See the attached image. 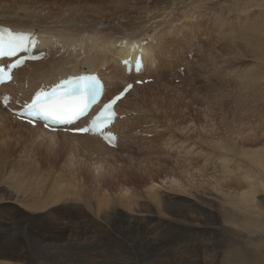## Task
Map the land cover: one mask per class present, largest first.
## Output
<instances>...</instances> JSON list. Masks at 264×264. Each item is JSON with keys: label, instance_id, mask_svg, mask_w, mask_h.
I'll list each match as a JSON object with an SVG mask.
<instances>
[{"label": "rangeland", "instance_id": "obj_1", "mask_svg": "<svg viewBox=\"0 0 264 264\" xmlns=\"http://www.w3.org/2000/svg\"><path fill=\"white\" fill-rule=\"evenodd\" d=\"M31 1L30 2L33 5H39V4L40 5L42 4V6L46 5V7L44 9V13H46L47 15H50V16H56L60 13V10H69V9H73V8L75 9L76 7L82 6V5H87L90 8L97 7V6H99L100 2L103 0H42V1L41 0H35V1L31 0ZM38 1H40V2L38 3ZM118 1L120 4L119 7L111 4V6H110L111 13H109L110 14L109 17H112L114 19H116L115 17H117V18L121 17L120 21L118 19H116V20H118L119 23L121 25H123L125 28L130 24V27L133 29H137L138 31H147V34L142 33L143 34V35L141 34L142 36H146V35L149 36L150 35V33H151L150 32V28H151L150 26L153 24V20L155 18L157 19L161 14L169 13L170 11H172V9H174L176 16H179V15L187 16L188 14H190V12L192 13V10L195 9V8H193L192 4L194 2H196V0H191V1H189V3L179 2L173 8H170L172 5V2H174V1L177 2V0H129V1H136L135 3H137V5L134 8H132V7H127L125 5L126 0H118ZM45 2H46V4H45ZM47 2H48V4H47ZM152 2H153V4H152ZM34 3H36V4H34ZM53 3H55L54 6H52ZM202 3H203V6L200 9V13L202 14V17H204V18L201 17L197 21V26L195 27L194 26L195 21L193 20V18L190 20L189 17H185V19H186L185 21L184 20L180 21L181 25H183L185 23L183 31L180 33V35L177 34L176 38L178 39V38L187 36L186 37L187 40L193 41L197 44L199 43L198 45H199L200 49L203 50L201 52V55H199V56L196 52V51H198L197 46L195 48L189 49L190 51L188 53H186V55H185L187 46L185 44H183V41L181 39H178L177 48H179V47L183 48L184 52L182 51L181 48L179 49L180 55L182 56V58H184L188 62H191L195 57L198 58V57L203 56V58L205 59V66H206V68L204 69V71L206 73L204 77L208 78L207 82L204 79H202L203 76H201V75L204 73L201 71H198V72L190 71L189 75L186 76L184 74V66L181 65V66L177 67L181 63L175 61V62H173L172 66H171V72L170 73H164L163 77H161V78L155 79L154 77H152V78H150L151 79L150 82L144 83V85H139L141 87L146 86V85H150V87L149 86L146 87L147 88L146 90L148 93L151 91V90H149L150 88H152V90H153V91H151V93H149V94L147 93L148 95H150L149 99L145 102V104L148 107L151 106V104H153V103H154V105H156L157 104L156 100L159 103L164 102L163 104L166 105V107H169L170 103H172V102L174 103V104L172 103L173 105L172 104L170 105L172 108H175V107L178 108V106H179V108H178L179 110L176 108L175 109H168L167 108L168 117H170V118L174 117L171 120H169L168 123L170 125L172 124L171 127L172 126L174 127V125H175V127L174 128L172 127V128L176 131L171 130V128L169 129V132H167L168 130L167 131L162 130L161 128H159V131H158V128H156L157 123L153 122V120H156L155 117H154V119L152 118L153 119L152 121L149 120L150 118L140 119L133 124L132 131H130L132 143L131 144L128 143L126 138L122 139V142L120 143L119 148H115V152H113L112 157L107 158L108 160L111 159V161H109L108 163L96 165L95 161H92L93 156H90L87 153H85L83 151V149H81L80 147L78 148V146L74 145V143L72 141H71V144L73 143L72 146L74 147L73 150L75 151V153L67 150L65 147L63 148V146H62L63 141L60 140L61 134L54 136L52 144L49 143L48 141H42L43 143L40 145V149H39V148L34 147L30 142V140L32 138L31 132H28L27 130L23 129L20 126L18 127V125H16L14 123L13 117H9V118H7L8 120H5L4 122H0L1 123L0 124L1 125L0 126V139L2 138V141H3L2 142L0 140V146H1L0 147V194L3 195V197H1L0 200L4 201V202L0 201L1 202L0 206L1 207L7 206L6 208H9L10 206L14 205L16 207L21 208V211H22L21 215H20L21 218L19 217V219H22L23 221L25 220L26 223H30L31 218H33L32 222L29 224L30 228H34L33 225H34V222L36 220L37 221H39V219L44 220V218H46V216L50 217L54 214H58V215H60V219L65 220V217H68L67 215L69 214V212H71V214H70L71 217L69 215V219L71 218V221L68 220L67 223L64 222V223H66L65 227L63 228V226H60L59 230H58L59 236L61 234L60 237H63L62 240H60V242H62L60 244H62L64 246L62 247V250L59 253H56L55 255H56V258L58 257V259L60 258V259L66 260V262H64L63 264H67L69 262H70L69 264H84V263L85 264L86 263L87 264H98V263L99 264H143V263L144 264H153V263L154 264H161L162 263L163 264L165 262L167 264L168 263L169 264H264V260H263L264 259V186L261 185V181H262V183H264V171H263V168L260 166V162L257 160V158L251 156V154L257 155L259 157L260 161L262 163L264 162V157H263L264 151H262V148H264V124L262 125V123H264V120H262V118L260 119L259 117L255 118V114L259 115L261 110H264V97H263L264 94H262V93H264V81H263L264 80V64H263V61H264V24H263L264 23V20H263V18H264V0H202ZM250 4H251V6L252 5L253 6L251 7ZM239 6L241 9L238 8ZM163 7H164V9H163ZM163 12H165V13H163ZM242 13H243V15H242ZM247 13L250 15L251 18L249 17V15ZM258 14H260V15H258ZM172 15L175 16L174 14H172ZM238 15L240 17H238ZM187 18H188V20H187ZM145 19H147V20L144 22ZM150 19H151V22H150ZM254 19L256 20V22L254 21ZM141 20H142V23L139 22ZM240 20L242 23L240 22ZM147 21H149V22L147 23ZM251 21L255 24L253 25ZM143 22H144V24H146L145 26L143 25ZM125 23H127V24H125ZM137 23H139V24H137ZM140 24L143 25L144 27L141 26ZM138 25L140 27H138ZM148 25H150V26H148ZM217 27H219V28H217ZM207 29L208 30L210 29V30L208 31ZM242 31H243V33H242ZM128 32H131V31H128ZM227 32H229V33H227ZM238 33H241L240 36ZM144 34H146V35H144ZM199 39H201V40H199ZM228 39H229V41H228ZM215 41L217 42V44ZM222 46H225V47H222ZM218 49H221V50H218ZM222 49H223V51H222ZM244 49L246 51H244ZM251 53H252V56H250ZM242 55H245V57ZM198 59H200V58H198ZM213 64H214V66H213ZM235 65H236V67H235ZM200 72H201V75H200ZM177 73L181 77L178 76L179 78L174 79V75H178ZM249 74H250V76H249ZM230 77H232V78L229 79ZM217 80H219V81H217ZM232 81H234L235 83L237 82V83L235 84ZM246 81H248V83H246ZM243 82H245V83H243ZM231 84H233L232 85L233 87L235 84V87H234L235 89L231 86ZM218 85H221V86H218ZM250 85H252V86H250ZM254 85H255V87H254ZM215 86H216V88H215ZM243 86H244V88H243ZM217 87H219V88H217ZM157 90H158V92H157ZM226 91L229 93H227ZM197 95H198V97L195 99V97ZM252 96H254V97H252ZM255 96H256V98H255ZM193 97H194V99H192ZM138 98L142 99L143 101L145 100V98L143 96H138ZM159 99H162V101H160ZM174 99H175V101H174ZM237 99H246L247 102H244V103L251 104L250 108L253 107L254 113L252 111V108H251V110L248 108L246 115H245V118L249 121V123H251L249 125L255 126L253 128L256 129V131L254 132L251 128L249 129L248 125H242V128H243L242 130H241V126L238 127L240 134L241 135H249L248 137L251 138L252 140L253 139L254 140L258 139V140L253 142L254 146L251 145V142L246 143L245 147H241L239 144H235L236 147L234 146V151L231 153V151H226L224 147L221 148L222 146L219 145L221 143H219L218 145L217 144L215 145V143L219 140H221L223 143H226V142L231 141L232 139H234L236 141L241 139V138H238V136H237L238 131H236L234 133V130L232 128L234 126L233 124H235V121L238 120L237 112H234L232 110L242 107V106L239 107V106L235 105L234 101ZM176 100L177 101L179 100V101L176 102ZM204 100H206V101L204 102ZM139 101H141V100H139ZM168 101H170V102H168ZM133 102H131L132 106L129 102L125 106V107H127V106L128 107L124 108V109H129V108L133 107ZM149 102H150V104H149ZM151 102H153V103H151ZM166 103H168V104H166ZM187 103H188V105H187ZM184 104L189 106V108L186 107L187 111L180 110V108L183 109L186 106ZM252 104H253V106H252ZM180 105H181V107H180ZM182 105H184V106H182ZM190 106H193V107H190ZM199 106H201V107L199 108ZM154 107L156 108L157 105ZM205 107H206V109H205ZM239 111H241V110H239ZM179 112H180V115H179ZM232 112L235 113V117H232V115H231ZM163 115L160 114V116H159V114H158L157 118L158 119L160 118L159 124H165V122H166V121H164L166 119H165V116L163 118ZM130 117H134V116H128V118H130ZM175 117L177 120L175 119ZM255 119L257 122L255 121ZM263 119H264V117H263ZM144 121L147 123L145 125L149 126L150 130H152V131L151 132L149 131L150 133H145V134H143V133H141L139 135L136 134L134 131L135 126L141 122H144ZM150 121H151V123H150ZM171 121H172V123H171ZM178 124H181L182 132H184L186 129H189L194 134L193 136H195L194 140H193L194 141L193 144L191 143V145L189 146V142H187L188 145L184 144L181 148L189 149L192 153H199V154H195V156H194L195 163L192 160L191 166L193 168L192 169L193 173H190L188 180H186V182L190 181L191 186L186 187V188L177 187V186L174 187V185L170 183V179L172 177H169V176H171V172H169L170 168L168 166L169 165L168 163H166V165L168 164L167 166L164 165V167L162 168L163 170L160 169V171L159 170L157 171L158 175L156 173H154V174L148 173L146 175V177L143 178L144 180L141 181V179L139 178V176L135 172V171H137V167H139L137 165V161L151 162L153 160L154 161L160 160L161 162H165L163 159L167 160L168 155H166L167 157L166 156L164 157L165 153L163 155H161L163 153V152L161 153V150L159 151L160 153H158V152L155 153V151H157L156 145H158V143H159L158 149H160L162 147V145L160 144V138H158L157 135H159V137H160V131H162V132L165 131L166 133H168V135L172 131L171 134L174 133V135H176V133H177L180 136L181 132L179 131V129L176 128V125H178ZM204 124H206L205 126L210 128V129L206 128L207 131H205V134H203L204 132H203V130H201V127H203ZM10 127L11 128L13 127V128L11 129ZM245 127H247V128H245ZM21 128H22V130H21ZM15 129L16 130L19 129V130H17L18 132ZM228 129H229V131H228ZM210 130L212 131V133ZM58 131H60V130H58ZM177 131H179V132H177ZM248 131L251 132V134L248 133ZM14 132H15V134H14ZM62 132H64V131H62ZM229 132H230V135H229ZM20 133L22 136L26 133L24 138L28 137L30 140L28 139L29 141L23 142L22 141L23 138L20 135ZM28 133H30V134L28 135ZM166 133L165 134L163 133V134L166 135ZM232 133H234V134H232ZM204 135H206V137ZM258 135L260 136L259 138H258ZM17 136H18V138H17ZM30 136H31V138H30ZM4 137H6V138H4ZM158 139H159V142H158ZM27 142H28V144H27ZM55 142H56V145H55ZM3 143H5V144H3ZM6 143H7V145H6ZM46 143H47V145H46ZM60 143H61V145H59ZM22 144H24V146ZM25 145H26V147H25ZM255 145H258V146H255ZM5 146H7L6 149H5ZM15 146H16V149H15ZM32 146H33V148H32ZM226 147H231V149H233L232 145L231 146L227 145ZM19 148H22V149H19ZM76 148H78V149H76ZM126 148H128V149H126ZM146 148H149V149L151 148V149H153L154 152L149 151ZM235 148H237V149H235ZM22 151H24V152H22ZM29 151L31 152V154H30L31 157L32 158L34 157L33 159L30 157ZM60 151H62V152H60ZM144 151L147 152L146 154L149 155L148 158H147V155H145ZM27 152H28V154H27ZM41 152H42V154H41ZM54 152H55V154H54ZM25 153H26V155H25ZM47 153H48V155H47ZM70 153H72V154H70ZM154 153L157 155H155ZM219 153L220 154L224 153V154H227L228 157H232L235 160L237 166L240 164L241 168H242L239 170L240 172L235 168H234V170H235L234 171L233 167L232 166L230 167V165H228V168H230L234 172L226 170L224 167L226 165H224L222 167L223 164L221 162H219L220 160L218 159V157H220ZM2 154H3V156H2ZM20 154H22V155H20ZM37 154H38V156H37ZM150 154L155 155L157 160H155L156 158L153 155H152L153 158L150 157ZM159 154L162 156L163 159L160 158L161 156ZM79 155H83V156L86 155V156L84 158H79ZM48 156L50 159L48 158ZM57 156H59V157H57ZM115 157L117 159H119L120 161H116L117 163L116 162L114 163ZM69 158L71 160H68ZM43 159H44V161H43ZM145 160H147V161H145ZM169 160H171V159H169ZM169 160H167V161H169ZM196 160H198L199 163H197ZM52 161H53V163H52ZM255 161H257V162H255ZM29 162H31L30 165H29ZM54 162L56 165L54 164ZM61 162L63 163V165L60 164ZM169 162H171V161H169ZM27 163H28V169L24 168L25 166L27 167ZM216 163H217V165L215 166ZM257 165H259L260 167ZM72 166H74V168ZM22 167H23V169H22ZM95 167H97V168H95ZM113 167H115L116 173L120 172V174L117 173V176L112 177L110 175V172H111V169ZM121 167H122V169H121ZM54 168H55V170H54ZM69 168L70 169L72 168L71 171ZM139 168H142V167H139ZM166 168H167V170H166ZM196 168L203 169V170H201V172L195 171ZM95 169H98V170H95ZM104 169H105V171H104ZM215 169H217L219 171H217ZM20 170H21V172H19ZM25 170H26V172H25ZM130 170H133V172H131ZM143 170L144 169H141V171H143ZM154 170H156V169H154ZM203 172H205V174H206L205 177L202 175ZM245 172H248L250 174V176L252 177V182L258 183L257 185H255L252 188V190L256 191V192L254 194V200H253L251 205L250 204L246 205V203H248V202H246L244 199H242V196H241L243 190L246 189V188H244V186L246 185V181H245V179L239 180V178L240 177L244 178L243 175L245 174ZM250 172H252V174L254 176H252V174ZM34 173L36 175H34ZM70 173H72V176ZM74 173H76V174H74ZM237 173L239 174L238 175L239 178L236 177ZM257 173H258V176L256 177ZM94 174H96V175L94 176ZM223 174H227V175H223ZM259 174L261 176H259ZM42 175H44V176L42 177ZM79 175H81V176H79ZM179 175H180V177L182 176L181 177L182 180H185V178H184L185 176H183V174L181 175L179 173ZM211 175H214V177H211ZM63 176H66L67 178L63 177ZM123 176L125 179L123 178ZM165 176L166 177L168 176V177L166 178ZM15 177L17 178L16 182H15ZM259 177L261 180L259 179ZM19 178H20V180H19ZM42 178H43V180H42ZM168 178H169V180H168ZM214 179L215 180L217 179V181H214ZM68 180L71 182L69 183ZM96 180H99V181H96ZM149 180L150 181L156 180V181H154V182L151 181L152 182L151 183ZM201 180L203 181L202 186H204L207 183V185H205V187H200V186L196 185V184H199V182ZM59 181L61 183L60 185H59ZM167 181L170 184H168ZM72 182H73V184H72ZM163 182L165 185L163 184ZM229 182L232 185L231 188H230L229 184H227ZM83 183H85L86 185H84ZM146 184H148V185H146ZM150 184H156V186L158 187V193L159 194L157 193V196L160 199V200L157 199L158 202H156L155 200L148 197ZM171 185H173V186H171ZM193 185H194V187H193ZM74 186L78 187L77 190H79V191H77ZM87 186L90 188V190H89V188H87ZM96 186H97V188H96ZM16 187L19 190H20V188H22L21 191H19V192H21V194H23L24 196L26 194L29 199H32L35 202L39 203V200H40V203H44L45 202L44 200L49 199V201L54 202V203L51 204L49 201H47V203L42 204V205H44L43 209L37 208V209H42L43 211L42 210L35 211L36 209L34 210V208H33V210H32V208L31 209L27 208V206L25 204H23V205H25L26 207L25 206L23 207L21 202L12 203L14 201L13 199H9V200L6 199L5 200L4 196L6 197L8 195V193H9L8 191L12 190V192H17V190H15ZM101 187H104L103 189H105V192L104 191L102 192L103 189ZM116 187H118V188L116 189ZM106 188H107V191H106ZM120 188H122V189H120ZM154 188H156V187H154ZM2 189L6 190L7 193L1 192ZM62 189H63V192H62ZM66 189H68V190H66ZM123 189L124 190L127 189V191H128V193L125 192L127 199H126V197H124L125 194H124ZM140 189H141V191H139ZM214 189H215V191H214ZM41 190H42V192H41ZM65 190H66V192L67 191L69 192V195H68V192L64 193ZM83 190H85V191H83ZM93 190H95L97 193ZM117 190H118V192H117ZM60 191H61V194L59 196L57 195L55 197H52V196L60 193ZM109 191L110 192L112 191L115 193H112V192L110 193ZM134 191H136V193H134ZM38 192L39 193L41 192V196H42L39 199L37 198L40 196V195L37 196L39 194ZM77 192H79L80 195H79V193L74 194ZM85 192H86L87 196L85 195ZM88 192L91 195H89ZM100 192H102V193L99 194ZM106 192H107V195L105 196ZM31 193H33L32 195H36V196L33 197L31 195ZM62 193L67 194V195H62ZM71 193H72V196H71ZM93 193L95 196L93 195ZM120 193H122L121 195L123 197L121 195L119 196ZM43 194L45 195V198H44ZM108 194H109V196H111V195L112 196L109 197ZM74 195H75V197H74ZM27 196H26V198H27ZM48 196H50V197L48 198ZM60 196L61 197L64 196V198H61ZM80 196H82V197H80ZM92 196L94 197L95 200L94 199L92 200V198H93ZM99 196H102V197H99ZM160 196H162V197H160ZM51 197H52V199H51ZM58 197H60V198H58ZM72 197H74V199ZM104 197H107V198H104ZM115 197H117V198L115 199ZM128 197H130V199ZM171 197H177V198L175 200H173ZM80 198H83V199H80ZM111 198H113V199L111 200ZM132 198H133V200H132ZM142 198L143 199L146 198L144 200V202H143ZM53 199H55V200L52 201ZM57 199H61L62 201L65 199L66 200L63 202L60 200L61 204H59V200H57ZM78 199L82 200L83 204L81 203V201L79 202ZM89 199H90V202L92 201L91 203H89ZM128 199H129V201H128ZM136 199H138V200L140 199V201H137ZM42 200L44 202H41ZM72 200H76V202L74 201L75 202L74 203ZM99 200L100 201L102 200V202H100ZM8 201H10V202H8ZM55 201L58 203H56ZM77 201L79 203H77ZM126 201H128V202H126ZM133 201H134V203H133ZM153 201L155 203V204H153L154 207L152 205ZM163 201H165V202H163ZM65 202H69V203H65ZM99 202L101 203L100 204L101 210L97 209L99 207L98 206ZM139 202H143V203L141 204ZM48 203H49V205H46ZM62 203H63V205H62ZM80 203H81V205H80ZM84 203L88 204V207ZM156 203H157V205H156ZM159 203L161 204V207H162L161 211L162 212H160V210L158 211V209H160ZM170 203H172V204H170ZM192 203L199 205L201 207H199V208L192 207V210L189 211L190 212L189 216L187 218H182L183 220H176L175 218H173L169 214L174 209L179 210V211H184L185 208L187 206L191 205ZM229 203H232V204H229ZM54 204H56V205H54ZM105 204H107V207ZM130 204H132V207ZM134 204H136V205H134ZM166 204H169V205H166ZM73 206L74 207L76 206L77 208L73 209ZM78 206H79V208H78ZM80 206H82V207H80ZM146 206H147V208H146ZM85 207H87L89 209H85ZM93 207H94V210L96 208L95 211L98 210L97 211L98 213L96 212L97 215L95 212H93V210L90 209V208L93 209ZM156 207H157V209H155ZM25 208H27V209H25ZM81 208H84V209H81ZM137 208H139V209H137ZM23 209L26 212H24ZM47 209H48V211H47ZM60 209H61V211L59 212ZM102 209H103V211H102ZM65 211L66 212L69 211L66 216L64 215ZM144 211H146V213ZM34 212H36V213H34ZM37 213H39V214H37ZM45 213H46V215H45ZM144 214H148V216H151V214H152L153 218L149 224L145 223L144 218H147L148 216L147 215L145 216ZM32 215H34V216L32 217ZM35 216H37V217H35ZM77 216H79V218ZM29 218H30V220H29ZM227 218H229V220H227ZM232 218L236 221V224L231 223L230 220ZM66 221H67V219H66ZM183 221H186V222H183ZM74 222H76V223L80 222L81 224L83 223L82 225L79 224V226H78V227L81 226V229H83L84 226L86 225L88 232H86V233L73 232L71 234H67L71 230L72 224ZM182 224H184V225H182ZM30 225H32L33 227ZM183 226H184V228H183ZM185 226H186V228H185ZM61 230H62V232H60ZM18 232H20V230H18ZM37 232L31 234L32 237L33 236H36V237L42 236V238L47 239V237L49 236V235L42 234L39 232L37 233ZM183 232H185V233H183ZM187 233H190V234H187ZM25 236H26V234H25ZM32 237L29 238L27 236L26 238H27V240L29 238L28 241H30V242H32V241L36 242L35 240L32 239ZM49 239H50V236H49ZM49 239H47V241ZM124 241H125V243H123ZM106 246L108 248H106ZM104 247H105V250L103 249ZM111 251H112V254L110 253ZM120 251H122V252H120ZM153 252H154V254H153ZM101 253L103 254L104 257L101 256L102 255ZM148 253H149V255H148ZM126 255H128V256H126ZM153 255L156 259L158 257V260L153 258ZM233 256H234V258H233ZM258 257H259V259H258ZM99 259L101 261H99ZM112 259H113V261H111ZM151 259H152V261H151ZM97 260H98V262H97ZM257 260H259V261L257 262ZM102 261H103V263H102Z\"/></svg>", "mask_w": 264, "mask_h": 264}, {"label": "bare ground", "instance_id": "obj_2", "mask_svg": "<svg viewBox=\"0 0 264 264\" xmlns=\"http://www.w3.org/2000/svg\"><path fill=\"white\" fill-rule=\"evenodd\" d=\"M31 1V0H30ZM29 0H0V26H4V27H8L10 28L11 30H14V31H22V32H29V33H34V34H37L38 35V39H39V45H38V48H37V51L38 50H43L46 52V55L44 56V58H42L41 60H38V61H28L26 62L24 65H22L21 67L15 69L13 71V78H12V81L9 82V83H6V84H2L0 86V93H8L11 97V103L9 104V106H13V104L16 102V101H21L22 99H25V98H28L29 95L31 94V92L39 87L40 85H43V86H46V85H50L51 83H54V82H57L59 85H60V89H64V87L67 85L66 81H70V80H73L72 77H68L66 78L67 75H78V74H81V73H93V72H96L100 78L103 80V81H98L96 79V77H92L89 79V81L92 82V84H94L95 87H98L100 88L103 92H104V98H108L110 97L112 94L116 93L126 82L128 81H134L136 79H150L152 77H154L155 79L156 78H161L163 77L164 73H170L171 72V66L173 64V62H180L181 64L178 65L177 67L183 65L184 66V74L186 76L189 75L190 71H201L203 72L204 74L201 75V72H200V75L203 76L202 79H204L206 82L208 80L207 77H204L205 76V71L204 69L206 68L205 66V59L202 57H198V58H194L191 62H188L187 60H185L184 58H182V56L180 55V48L182 49L183 51V48L182 47H179L177 48V42H178V39H181L183 41V44H185L187 46V49H186V52H185V55L186 53H188L191 49V48H195L197 46V54L198 56L201 55V52L203 51L202 49H200L199 47V43H195L193 41H189L186 39V37H181V38H176L177 37V34L180 35V33L183 31V28H184V24L181 25L180 21L182 20H186L185 17H189L190 20L193 18V20L195 21L194 23V26L196 27L197 26V21L202 17V14L200 13V9L201 7L203 6V3H202V0H196V2H194L192 4L193 8H197L195 11L192 10V13L190 12V14H188L187 16H176L175 15V10L172 9V11H170L169 13H165V14H161L157 19L155 18L153 20V24L150 26V35L147 36V31H138L137 29H133L130 27V24L125 28L123 25H121L119 23V21L121 20V17L120 18H117L115 17L116 19L112 18V17H109V13H111V9H110V6L111 4L112 5H116V6H120L119 4V1L118 0H103L100 2L99 6L97 7H94V8H90L89 6L87 5H82V6H78L76 7L75 9H69V10H60V13L56 16H50V15H47L46 13H44V9L46 7V5L42 6V4L40 5H33ZM35 1V0H34ZM42 1V0H41ZM189 1L191 0H177V2H172V5L170 8H173L177 3L179 2H184V3H189ZM40 1H38L39 3ZM136 1H129V0H126L125 1V5L127 7H132L134 8L137 3H135ZM37 3V4H38ZM256 3V2H255ZM36 4V3H34ZM46 4V2H45ZM48 4V2H47ZM55 3L52 4V6H54ZM153 4V2H152ZM123 5V4H122ZM238 5V4H237ZM255 5V4H254ZM51 6V7H52ZM168 6V5H167ZM180 6V5H179ZM251 6V4H250ZM253 6V5H252ZM251 6V7H252ZM259 6V5H258ZM166 7V6H165ZM243 7V6H242ZM247 7V6H246ZM250 7V8H251ZM260 7V6H259ZM112 8V7H111ZM169 8V9H170ZM178 8V7H177ZM240 8V6L238 7ZM244 8V7H243ZM242 8V9H243ZM249 8V7H248ZM247 8V9H248ZM256 8V7H255ZM127 9V8H126ZM164 9V7H163ZM241 9V8H240ZM246 9V8H245ZM257 9V8H256ZM161 10V9H160ZM174 10V11H173ZM191 10V9H190ZM244 10V9H243ZM242 10V11H243ZM165 11V10H164ZM194 11V12H193ZM220 11V10H219ZM241 11V12H242ZM221 12V11H220ZM239 12V11H238ZM250 13V12H249ZM259 13V12H258ZM125 14V13H124ZM172 14H174L175 16H173ZM186 14V13H185ZM238 14V13H237ZM245 14V13H244ZM248 14V13H247ZM183 15V14H182ZM209 15V14H208ZM207 15V16H208ZM243 15V13H242ZM249 15V14H248ZM260 15V14H258ZM247 16V15H246ZM150 17V16H149ZM238 17H240L238 15ZM243 17V16H242ZM250 17V15H249ZM248 17V18H249ZM259 17V16H258ZM261 17V16H260ZM148 18V17H147ZM204 18V17H202ZM208 18V17H207ZM206 18V19H207ZM211 18V17H210ZM228 18V17H227ZM247 18V17H246ZM251 18V17H250ZM258 19V18H257ZM147 19L144 20V22L146 21ZM188 20V18H187ZM251 20V19H250ZM264 20V18H263ZM183 21V22H184ZM212 21V20H211ZM219 21V20H218ZM254 21L256 22V20L254 19ZM262 21V20H261ZM140 23H142V20L139 21ZM143 22V25L145 26L146 24H144ZM149 21H147L148 23ZM150 22H151V19H150ZM204 22V21H203ZM202 22V23H203ZM208 22V21H207ZM241 22V20H240ZM245 22V21H244ZM252 22V21H251ZM211 23V22H210ZM242 23V22H241ZM247 23V22H246ZM127 24V23H125ZM139 24V23H137ZM207 24V23H206ZM219 24V23H218ZM225 24V23H224ZM236 24V23H235ZM252 24L254 25L255 23L252 22ZM257 24V23H256ZM264 24V23H263ZM262 24V25H263ZM141 25V24H140ZM141 25V26H143ZM203 25V24H202ZM213 25V24H212ZM232 25V24H231ZM230 25V26H231ZM239 25V24H238ZM244 25V24H243ZM242 25V26H243ZM143 26V27H144ZM201 26V25H200ZM246 26V25H245ZM135 27V26H134ZM138 27H140L138 25ZM211 27V26H210ZM191 28V27H190ZM206 28V27H205ZM219 28V27H217ZM233 28V27H232ZM247 28V27H246ZM245 28V29H246ZM256 28V27H255ZM253 29V28H252ZM208 30V29H207ZM210 30V29H209ZM208 30V31H209ZM222 30V29H221ZM224 30V29H223ZM226 30V29H225ZM230 30V29H229ZM128 31H131V32H128ZM197 31V30H196ZM199 31V30H198ZM227 31V30H226ZM233 31V30H232ZM142 33H146L144 35L146 36H142L143 34ZM184 33V32H183ZM229 33V32H227ZM226 33V34H227ZM243 33V31H242ZM142 34V35H141ZM211 34V33H210ZM239 36L241 33H238ZM193 36V35H192ZM195 36V35H194ZM245 36V35H244ZM256 36V35H255ZM197 37V36H196ZM229 37V36H228ZM250 38V37H249ZM227 39V38H226ZM201 40V39H199ZM195 41V40H194ZM218 41V40H217ZM229 41V39H228ZM216 42V41H215ZM227 42V41H226ZM217 44V42H216ZM226 45V44H225ZM230 45V44H229ZM241 45V44H240ZM248 46V45H247ZM222 47H225V46H222ZM252 47V46H251ZM214 48V47H213ZM253 48V47H252ZM229 49V48H228ZM248 49V48H247ZM218 50H221V49H218ZM223 51V49H222ZM244 51H246L244 49ZM184 52V51H183ZM220 52V51H219ZM28 51L26 49H20V54H22L24 57H26ZM239 54V53H238ZM246 54V53H245ZM137 55H140V59H141V62H142V66H143V69L138 73V74H134L133 72V63L137 57ZM188 55V54H187ZM238 56V55H237ZM245 57V55H242ZM241 56V57H242ZM250 56H252V53L250 54ZM214 57V56H213ZM122 59H127L128 61V64L130 66V72L129 73H126V70L128 69V66L127 65H123L121 63V60ZM245 59V58H244ZM212 60V59H211ZM216 60V59H215ZM225 60V59H224ZM213 61V60H212ZM246 62V61H245ZM212 63V62H211ZM210 63V64H211ZM263 64H264V61H263ZM214 66V64H213ZM236 67V65H235ZM232 70V69H231ZM246 70V69H245ZM192 72V73H193ZM229 72V71H228ZM249 72V71H248ZM191 73V74H192ZM255 73V72H254ZM178 74V73H177ZM228 74V73H227ZM263 74V73H262ZM193 75V74H192ZM233 75V74H232ZM255 75V74H254ZM85 76V74L83 75ZM178 75H174V79L175 78H179L181 76ZM215 76V75H214ZM217 76V75H216ZM250 76V74H249ZM194 77V76H193ZM226 77V76H225ZM232 77H230L229 79H231ZM201 79V80H202ZM151 80V79H150ZM153 80V79H152ZM203 80V81H204ZM234 80V79H233ZM204 81V82H205ZM219 81V80H217ZM236 81V80H235ZM244 81V80H243ZM264 81V80H263ZM234 82V81H232ZM148 83V82H147ZM210 83V82H209ZM208 83V84H209ZM235 83V82H234ZM237 83V82H236ZM235 83V84H236ZM245 83V82H243ZM242 83V84H243ZM246 83H248V81H246ZM252 83V82H251ZM250 83V84H251ZM207 84V83H206ZM235 84H234V87H235ZM144 85V84H142ZM213 85V84H212ZM233 84H231L232 86ZM150 87V85H146V86H139V85H134L132 87L131 90H129L125 95L124 97L118 101L117 103V108H118V111H119V114L120 115H123L122 118H118L114 121V123L111 125V129L114 130L117 134H118V139L116 141V146L115 147H110L106 144H104L101 139L99 138L98 135H89V134H83V135H80V134H70V133H67V132H62V131H57V132H48L46 130H44L43 128H41V126L38 124L37 126L33 127V126H30L29 124L25 123V122H21L19 120H16L15 117L4 107H2L0 105V122H4L5 120H8L7 118L9 117H13V121L16 125H18V127H22L23 129L27 130L28 132H31V140L27 137V138H24L25 134L22 136L21 133L20 135L22 136V141L23 142H26V141H29L31 142V144L36 147V148H39L40 149V145L43 143L42 141H48L49 143L52 144L53 142V139H54V136L55 135H58V134H61V138L60 140L63 141V148L65 147L67 150L69 151H72L73 153H75V151L73 150V146L72 144L74 143V145L78 146V148L80 147L81 149H83V151L85 153H87L88 155L90 156H93L92 158V161H95L96 165L97 164H103V163H108L110 160H108L107 158L108 157H112L113 155V152H115V148H119V145L120 143L122 142V139L126 138V140L128 141V143H132L131 141V133L130 131H132V126L133 124L140 120V119H146V118H150L149 120H153L154 117L156 118V120H153L154 123H157V126L156 128H158V131H159V128H161L162 130H168L167 132H169V129L171 128V130H174L173 128L171 127V125L168 123L169 120H171L172 118L168 117V111H167V108L168 109H178L177 107L175 108H172L170 105L173 103H170L169 107H166V105H164L162 102H158L156 100V105L157 107L155 108L154 106V103L151 104V106H147L145 104V102L149 99V96L148 95L149 93H151L152 88H150L149 90H151L149 93L147 92V88L146 87ZM206 86V85H205ZM208 86V85H207ZM218 86H221V85H218ZM248 86V85H247ZM252 86V85H250ZM262 86V85H261ZM233 87V86H232ZM231 87V88H232ZM233 87V88H234ZM237 87V86H236ZM255 87V85H254ZM263 87V86H262ZM208 88V87H207ZM216 88V86H215ZM219 88V87H217ZM244 88V86H243ZM246 88V87H245ZM261 88V87H260ZM144 89V90H143ZM230 89V88H229ZM228 89V90H229ZM235 89V88H234ZM218 90V89H217ZM222 90V89H221ZM232 90V89H231ZM230 90V91H231ZM243 91V90H242ZM158 92V90H157ZM161 92V91H160ZM163 92V91H162ZM227 92V91H226ZM148 93V94H147ZM229 93V92H227ZM236 93V92H235ZM214 94V93H213ZM264 94V93H262ZM185 95V94H184ZM233 95V94H232ZM231 95V96H232ZM249 95V94H248ZM66 100L69 99V96L66 95V94H63L62 95ZM138 96H143L145 98V100L143 101L142 99H139ZM194 96V95H193ZM207 96V95H206ZM198 97V95L195 97V99ZM202 97V96H201ZM222 97V96H221ZM240 97V96H239ZM254 97V96H252ZM259 97V96H258ZM264 97V95H263ZM200 98V97H199ZM209 98V97H208ZM211 98V97H210ZM256 98V96H255ZM141 101H139V100ZM154 99V98H153ZM194 99V97L192 98ZM76 100H77V103L73 104V105H68V109L69 110H72V111H79V108L81 107H84V103H82V95L80 96H77L76 97ZM134 102H133V101ZM160 101H162V99H159ZM183 100V99H182ZM154 101V100H153ZM175 101V99H174ZM179 101V100H178ZM176 100V102H178ZM181 101V100H180ZM203 101V100H202ZM206 100H204L205 102ZM255 101V100H254ZM130 102H133V107L129 108V109H124V108H127L125 107L128 103ZM170 102V101H168ZM244 102H247L246 99H237L234 101L235 105L241 107V108H237V109H234L232 111L234 112H237V118L238 120L235 121V124H233L234 126L232 127L233 130H234V133L236 131H238V138H241L240 140L236 141L234 139H232L231 141L229 142H226V143H223L221 140L217 141L215 143V145L219 144L220 146H222L221 148H225L226 151H231V153L234 151V146L235 144H239L241 147H245L246 146V143H250L251 142V145L254 146L253 142L257 141V140H252L251 138H249L248 136L249 135H241L240 132H239V128L241 126V130L243 129L242 128V125H248L249 126V129L251 128L254 132L256 131L255 126H251L249 124V121L245 118V115H246V112L248 110V108L251 110L252 108V111L254 113V110H253V107L250 108L251 104L249 103H244ZM253 102V101H252ZM148 103V102H147ZM199 103V102H198ZM135 104V105H134ZM150 104V102H149ZM148 104V105H149ZM168 104V103H166ZM174 104V103H173ZM172 104V105H173ZM190 104V103H189ZM204 104V103H203ZM178 105V104H177ZM186 105V104H184ZM182 105V106H184ZM188 105V103H187ZM185 106L183 109L180 108V110H184V111H187L186 110V107L189 108V106ZM130 106V105H129ZM132 106V104H131ZM194 106V105H193ZM193 106H190V107H193ZM245 106V107H244ZM253 106V104H252ZM263 106V105H262ZM181 107V105H180ZM201 106H199L200 108ZM219 107V106H218ZM187 108V109H188ZM235 108V107H234ZM196 109V108H195ZM206 109V107H205ZM257 109V108H256ZM261 109V108H260ZM179 110V109H178ZM241 110V111H239ZM100 111V109H97L96 106H86V108H84V111H83V114H85V118L86 120H92L95 115ZM177 111V110H176ZM207 111V110H206ZM181 112V111H180ZM180 112H179V115H180ZM183 112V111H182ZM158 114L160 116L163 115V118L165 116V119L164 121L165 124H159V119L157 118L158 117ZM166 114V115H165ZM249 114V113H248ZM12 115V116H11ZM207 115V114H206ZM232 117H235V113H231ZM128 116H134V117H130L128 118ZM172 116V115H171ZM174 116V115H173ZM252 116V115H251ZM248 117V116H247ZM259 117L260 119L264 117V110H261V112L259 113V115H256L255 114V118ZM153 118V119H152ZM176 119V117H175ZM86 120H84L83 122H85ZM177 120V119H176ZM12 121V120H11ZM12 121V122H13ZM150 121V123H151ZM173 121V120H172ZM171 121V123H172ZM256 121V119H255ZM81 122V123H83ZM257 122V121H256ZM13 123V124H14ZM178 123V122H177ZM262 123V122H261ZM1 124V123H0ZM12 124V125H13ZM145 124H147L145 121L144 122H141L139 123L138 125L135 126L134 128V131L136 134H145V133H150L152 130H150L149 126H146ZM175 124V123H174ZM264 123H262L263 125ZM170 125V126H169ZM206 124L203 125V127H201V130H203V134H205V131H207L206 128L210 129L209 127L205 126ZM1 126V125H0ZM15 127V126H14ZM17 127V126H16ZM11 128V127H10ZM13 128V127H12ZM11 128V129H12ZM21 128V130H22ZM155 128V129H156ZM176 128L179 129V131L181 132V135L179 136L177 133L176 135L171 134L169 133H166L165 131H160V137L159 135L158 138H160V144L162 145V147L160 149H158V145H156L157 147V151L158 153H160L159 151L161 150V155H163L164 153V157L166 155H168V158L167 160L171 161H167L165 159L162 158V156L160 158H162L165 162H161L160 160H157V158L155 157V155L153 154H150V157H152V155L156 158L155 160L157 161H151V162H140V161H137V165L139 167H142V168H139L137 167V171L136 174L139 176V178L141 179V181H143L144 177H146V175L149 173V174H154L156 173L157 174V171L160 169H162L164 167V165H166V163H168L167 165L169 166L170 168V171L171 172V176L169 177H172L170 179V183L177 187H182V188H186V187H190V181L186 182V180H188L189 178V175L190 173H193V168L191 166V163H192V160L194 161L195 163V154H199V153H192L189 149H185V148H181L184 144L188 145L187 142H189V146L191 145V143L193 144L194 143V137L193 136L194 134L192 133L191 130L189 129H186L184 132H182V129H181V124H178L176 125ZM175 128V129H176ZM236 128V129H235ZM247 128V127H245ZM16 130V129H15ZM19 130V129H17ZM16 130V131H17ZM150 131V132H149ZM176 131V130H174ZM173 131V132H174ZM177 131V132H179ZM211 131V130H210ZM229 131V129H228ZM232 131V130H231ZM230 131V132H231ZM18 132V131H17ZM22 132V131H21ZM24 132V131H23ZM155 132V131H154ZM201 132V131H200ZM209 132V131H208ZM230 132H229V135H230ZM166 133V135L164 134ZM212 133V131H211ZM217 133V132H216ZM232 133V134H234ZM248 133L251 134V132L248 131ZM15 134V132H14ZM30 133H28L29 135ZM262 134V133H261ZM210 135V134H209ZM236 135V134H235ZM16 136V135H15ZM27 136V135H26ZM206 137V135H204ZM229 137V136H228ZM234 137V136H233ZM260 136L258 135V138ZM6 138V137H4ZM18 138V136H17ZM20 138V137H19ZM21 139V138H20ZM29 139V140H28ZM237 139V138H236ZM256 139V138H255ZM2 141V138L0 139ZM5 140V139H4ZM155 140V139H154ZM191 140V141H190ZM8 141V140H7ZM10 141V140H9ZM71 141L73 142L71 144ZM3 142V141H2ZM1 142V143H2ZM158 142H159V139H158ZM5 144V143H3ZM25 144V143H24ZM24 144H22L24 146ZM28 144V142H27ZM58 144V143H57ZM2 145V144H1ZM7 145V143H6ZM47 145V143H46ZM55 145H56V142H55ZM61 145V143L59 144ZM160 145V146H161ZM227 145L233 147V149H231V147H226ZM19 146V145H18ZM32 146V148H33ZM148 146V145H147ZM255 146H258V145H255ZM1 147V146H0ZM7 146H5V149H6ZM26 147V145H25ZM30 147V146H29ZM60 147V146H59ZM151 147V146H150ZM186 147V146H185ZM236 147V146H235ZM11 148V147H10ZM13 148V147H12ZM76 148V149H78ZM163 148V149H162ZM188 148V147H187ZM15 149H16V146H15ZM19 149H22V148H19ZM25 149V148H24ZM128 149V148H126ZM147 150L149 151H153V149H149V148H146ZM237 149V148H235ZM253 149V148H252ZM143 150V149H142ZM145 150V149H144ZM146 151V150H145ZM144 151V152H145ZM262 151H264V148H262ZM7 152V151H6ZM10 152V151H9ZM19 152V151H18ZM17 152V153H18ZM24 152V151H22ZM26 152V151H25ZM30 152V151H29ZM57 152V151H56ZM62 152V151H60ZM154 152V151H153ZM254 152V151H253ZM36 153V152H35ZM49 153V152H48ZM47 153V155H48ZM142 153V152H141ZM147 152H145V155H147V158L149 157L148 154H146ZM149 153V152H148ZM167 153V154H166ZM28 154V152H27ZM31 154V152L29 153V155ZM42 154V152H41ZM55 154V152H54ZM60 154V153H59ZM58 154V155H59ZM72 154V153H70ZM245 154V153H244ZM262 154V153H261ZM6 155V154H5ZM9 155V154H8ZM22 155V154H20ZM26 155V153H25ZM52 155V154H51ZM76 155V154H75ZM144 155V156H145ZM220 157H218V159L220 160L219 162H221L223 165H226L224 166L226 170L228 171H233L234 168L237 169L238 171L241 168V165L238 167L235 160L232 158V157H228L227 154H220ZM3 156V154H2ZM1 156V157H2ZM35 156V155H34ZM38 156V154H37ZM71 156V155H70ZM86 156V155H85ZM85 156L83 155H79V158H84ZM200 156V155H199ZM252 157H256L257 160L260 162V166L263 168V171H264V162L262 163L259 159V157L257 155H253L251 154ZM28 157V156H27ZM31 157V155H30ZM47 157V156H46ZM59 157V156H57ZM158 157V158H159ZM167 157V156H166ZM250 157V156H249ZM251 157V158H252ZM261 157V156H260ZM264 157V155H263ZM16 158V157H15ZM23 158V157H22ZM26 158V157H25ZM24 158V159H25ZM32 158V157H31ZM30 158V159H31ZM34 158V157H33ZM32 158V159H33ZM36 158V157H35ZM49 158V156H48ZM71 158V157H70ZM68 159V160H71V159ZM114 158V157H113ZM153 158V157H152ZM159 158V159H160ZM236 158V157H235ZM238 158V157H237ZM31 159V160H32ZM38 159V158H37ZM50 159V158H49ZM90 159V158H89ZM94 159V160H93ZM174 159V160H173ZM197 159V158H196ZM30 160V161H31ZM67 160V161H68ZM114 163L116 161H120L119 159H117L115 157L114 159ZM149 160V159H148ZM151 160V159H150ZM176 160V161H175ZM34 161V160H33ZM36 161V160H35ZM39 161V160H38ZM44 161V159H43ZM73 161V160H72ZM78 161V160H77ZM147 161V160H145ZM64 162V161H63ZM197 163H199L198 160H196ZM218 162V161H217ZM238 162V161H237ZM246 162V161H245ZM257 162V161H255ZM53 163V161H52ZM68 163V162H67ZM73 163V162H72ZM117 163V162H116ZM230 163V164H229ZM240 163V162H239ZM253 163V162H252ZM31 164V162H29V165ZM55 164V162H54ZM60 164L63 165V163L61 162ZM74 164V163H73ZM72 164V165H73ZM242 164V163H241ZM257 164V163H256ZM41 165V164H40ZM56 165V164H55ZM166 165V166H167ZM195 165V164H194ZM197 165V164H196ZM217 165V163L215 164V166ZM228 165H230V167L232 166L233 167V170H231L230 168H228ZM255 165V164H254ZM58 166V165H57ZM100 166V165H99ZM110 166V165H109ZM108 166V167H109ZM113 166V165H112ZM115 166V165H114ZM165 166V167H166ZM246 166V165H245ZM259 166V165H257ZM259 166V167H260ZM30 167V166H29ZM66 167V166H65ZM74 168V166H72ZM101 167V166H100ZM103 167V166H102ZM116 167V166H115ZM115 167H113L111 169V172H110V175L113 177V176H117V173L120 174V172H117L116 173V169ZM243 167V166H242ZM18 168V167H17ZM24 168H27L28 169V163H27V167L25 166ZM33 168V167H32ZM36 168V167H35ZM97 168V167H95ZM111 168V167H110ZM216 168V167H215ZM258 168V167H257ZM261 168V169H262ZM23 169V167H22ZM50 169V168H49ZM70 169V168H69ZM72 169V168H71ZM70 169V171H71ZM122 169V167H121ZM131 169V168H130ZM141 169H144L143 171H141ZM156 169V170H154ZM224 169V168H223ZM259 169V168H258ZM19 170V169H18ZM30 170V169H29ZM34 170V169H33ZM44 170V169H43ZM42 170V171H43ZM55 170V168H54ZM58 170V169H57ZM95 170H98V169H95ZM103 170V169H102ZM107 170V169H106ZM140 170V171H139ZM163 170V169H162ZM167 170V168H166ZM203 169H199V168H196L195 171H200ZM217 170V169H215ZM247 170V169H246ZM28 171V170H27ZM41 171V172H42ZM46 171V170H45ZM48 171V170H47ZM77 171V170H76ZM79 171V170H78ZM101 171V170H100ZM105 171V169H104ZM131 172H133V170H130ZM139 171V172H138ZM194 171V172H195ZM214 171V170H213ZM219 171V170H217ZM235 171V170H234ZM233 171V172H234ZM248 171V170H247ZM256 171V170H255ZM259 171V170H258ZM21 172V170L19 171ZM24 172V171H23ZM26 172V170H25ZM29 172V171H28ZM51 172V171H50ZM69 172V171H68ZM74 172V171H73ZM108 172V171H107ZM167 172V171H166ZM240 172V171H239ZM242 172V171H241ZM262 172V171H261ZM18 173V172H17ZM52 173V172H51ZM96 173V172H95ZM109 173V172H108ZM165 173V172H164ZM179 173L183 176H185V180H182ZM252 174V172H250ZM41 174V173H40ZM71 176H72V173H70ZM76 174V173H74ZM81 174V173H80ZM93 174V173H92ZM195 174V173H194ZM30 175V174H29ZM34 175H36L34 173ZM45 175V174H44ZM42 175V177L44 176ZM96 174H94L95 176ZM123 175V174H122ZM158 175V174H157ZM169 175V174H168ZM204 177L206 176L205 172H203L202 174ZM216 175V174H215ZM223 175H227V174H223ZM235 175V174H234ZM238 177V173L236 174ZM16 176V175H15ZM46 176V175H45ZM81 176V175H79ZM125 176V175H124ZM123 176V178H124ZM196 176V175H195ZM220 176V175H219ZM242 176V175H241ZM252 176H254L252 174ZM258 176V173L256 175V177ZM259 176H261L259 174ZM26 177V176H25ZM63 177H66V176H63ZM62 177V178H63ZM74 177V176H73ZM83 177V176H82ZM97 177V176H96ZM148 177V176H147ZM150 177V176H149ZM166 177V176H165ZM168 177V176H167ZM166 177V178H167ZM211 177H214V175H211ZM244 178L242 177H238L239 180L240 179H245L246 181V185L244 186V188H246L245 190H243L241 196H242V199H244L246 202V205H251L253 200H254V194L256 191H253L252 188L257 185L258 183L256 182H252V177L250 176V174L248 172H245V174L243 175ZM67 178V177H66ZM79 178V177H78ZM90 178V177H89ZM138 178V179H139ZM156 178V177H155ZM183 178V179H184ZM97 179V178H96ZM99 179V178H98ZM125 179V178H124ZM151 179V178H150ZM195 179V178H194ZM260 179V177H259ZM263 179V178H262ZM20 180V178H19ZM43 180V178H42ZM47 180V179H46ZM60 180V179H59ZM67 180V179H66ZM65 180V181H66ZM75 180V179H74ZM169 180V178H168ZM261 180V179H260ZM17 181V178L15 177V182ZM64 181V182H65ZM69 181V180H68ZM77 181V180H76ZM84 181V180H83ZM96 181H99V180H96ZM115 181V180H114ZM150 181V180H149ZM152 182L156 181V180H151ZM150 181V182H151ZM214 181H217V179ZM244 181V182H245ZM45 182V181H44ZM47 182V181H46ZM62 182V181H61ZM71 181H69L70 183ZM80 182V181H79ZM78 182V183H79ZM82 182V181H81ZM151 182V183H152ZM168 182V181H167ZM209 182V181H208ZM77 183V184H78ZM98 183V182H97ZM168 182V184H170ZM198 183V182H197ZM202 183L203 181L201 180L199 182V184H196L197 186H200V187H205V185H207V183L202 186ZM216 183V182H215ZM60 181H59V185H60ZM73 184V182H72ZM75 184V183H74ZM84 185H86L85 183H83ZM90 184V183H89ZM99 184V183H98ZM108 184V183H107ZM111 184V183H110ZM145 184V183H144ZM164 184V182H163ZM167 184V183H166ZM167 184V185H168ZM211 184V183H210ZM229 184L230 188H231V183H227ZM18 185V184H17ZM69 185V184H68ZM67 185V186H68ZM76 185V184H75ZM93 185V184H92ZM148 185V184H146ZM165 185V184H164ZM171 185V186H173ZM237 185V184H236ZM261 185L264 186V183H262L261 181ZM79 186V185H78ZM101 186V185H100ZM109 186V185H108ZM119 186V185H118ZM169 186V185H168ZM58 187V186H57ZM61 187V186H60ZM72 187V186H71ZM75 187V186H74ZM91 187V186H90ZM93 187V186H92ZM105 187V186H104ZM104 187H101L102 189ZM110 187V186H109ZM146 187V186H145ZM156 187V188H154ZM194 187V185H193ZM214 187V186H213ZM217 187V186H216ZM243 187V186H242ZM4 188V187H3ZM19 188V187H18ZM40 188V187H39ZM78 187H75V189L77 190ZM81 188V187H80ZM79 188V189H80ZM87 188H89L87 186ZM97 188V186H96ZM111 188V187H110ZM118 187H116L117 189ZM212 188V187H211ZM22 188L16 189L17 192H12L11 191H8V195L4 198L5 200H9V199H13L14 201L11 202L14 203V202H21L22 205L25 204L27 206V208H34L35 211L37 210H42L43 209V206L42 204L44 203H47V201H49V199H46V200H42L41 202H44V203H40V200H39V203L38 202H35L33 201L32 199H29L28 196L25 194V196L23 194H21V191ZM53 189V188H52ZM85 189V188H84ZM92 189V188H91ZM99 189V188H98ZM122 189V188H120ZM131 189V188H130ZM160 189V188H159ZM256 189V188H255ZM68 190V189H66ZM65 190L64 193H67ZM70 190V189H69ZM90 190V188H89ZM124 190V189H123ZM126 190V191H125ZM124 190V194L127 199V196H126V193H128L127 189ZM134 190V189H133ZM162 190V189H161ZM39 191V190H38ZM49 191V190H48ZM79 191V190H77ZM81 191V190H80ZM85 191V190H83ZM95 191V190H93ZM105 192V189L102 190V192ZM106 191H107V188H106ZM114 191V190H113ZM141 191V189L139 190ZM215 191V189H214ZM220 191V190H219ZM3 193H7L6 190L2 189ZM26 192V191H25ZM42 192V190H41ZM41 192L37 195L39 197H37L38 199L41 196ZM62 192H63V189H62ZM96 192V191H95ZM102 192H100L99 194H101ZM110 192V191H109ZM112 192V191H111ZM110 192V193H111ZM118 192V190H117ZM133 192V191H132ZM212 192V191H211ZM221 192V191H220ZM20 195H19V194ZM36 193V192H35ZM34 193V194H35ZM52 193V192H51ZM73 193V192H72ZM72 193H71V196H72ZM79 192L77 193H74V194H78ZM84 193V192H83ZM89 193V192H88ZM92 193V192H91ZM97 193V192H96ZM112 193H115V192H112ZM134 193H136V191H134ZM157 193H158V187L156 186V184H150L149 185V193H148V197H150L151 199L155 200L156 202L157 199H159V197L157 196ZM33 193H31L32 195ZM61 194V191L60 193L52 196V197H55V196H59ZM122 193L119 194V196L121 195ZM133 194V193H132ZM159 194V193H158ZM30 195V194H29ZM44 195V194H43ZM62 195H67V194H63ZM61 195V196H62ZM68 195H69V192H68ZM80 195V193H79ZM84 195V194H83ZM85 195H86V192H85ZM89 195H91L89 193ZM94 195V193H93ZM107 195V192L105 194V196ZM141 195V194H140ZM165 195V194H164ZM27 196V198H26ZM33 197L36 196V195H32ZM31 196V197H32ZM60 196V197H61ZM87 196V195H86ZM95 196V195H94ZM109 196V194H108ZM107 196V197H108ZM112 196V195H111ZM109 196V197H111ZM115 196V195H114ZM118 196V195H117ZM122 196V195H121ZM133 196V195H132ZM171 196V195H170ZM202 196V195H201ZM1 197H3L2 194H0V199ZM30 197V196H29ZM32 197V198H33ZM50 196H48L49 198ZM51 197V199H52ZM58 197V198H60ZM66 197V196H65ZM75 197V195H74ZM74 197H72L74 199ZM82 197V196H80ZM85 197V196H84ZM90 197V196H89ZM93 197V196H92ZM98 197V196H97ZM99 197H102V196H99ZM107 197H104V198H107ZM123 197V196H122ZM140 197V196H139ZM144 197V196H143ZM162 197V196H160ZM22 198V199H21ZM36 198V199H37ZM44 198H45V195H44ZM57 198V197H56ZM61 198H64L61 197ZM68 198V197H67ZM71 198V199H72ZM86 198V197H85ZM96 198V197H95ZM103 198V199H104ZM117 197H115L116 199ZM119 198V197H118ZM130 199V197H128ZM135 198V197H134ZM173 200H175L177 197H171ZM42 199V198H41ZM70 199V200H71ZM77 199V198H76ZM80 199H83V198H80ZM91 199V198H90ZM90 199H89V203L90 202ZM94 199V197L92 198V200ZM97 199V198H96ZM109 199V198H108ZM113 198H111L112 200ZM123 199V198H122ZM125 199V200H126ZM128 199V201H129ZM143 199V198H142ZM141 199V200H142ZM146 199V198H145ZM143 199V202L144 200ZM256 199V198H255ZM55 199H53L52 201H54ZM59 200V204H61L60 202L62 201L61 199H57ZM61 200V201H60ZM66 200V199H65ZM63 200V201H65ZM95 200V199H94ZM121 200V199H120ZM124 200V201H125ZM133 200V198H132ZM131 200V201H132ZM137 201H140V199H136ZM160 200V199H159ZM162 200V199H161ZM208 200V199H207ZM1 201V200H0ZM8 201V202H10ZM38 201V200H37ZM62 201V202H63ZM73 202L76 200H72ZM78 201L81 203L83 202L82 200H79ZM77 201V203H79ZM100 201V200H99ZM106 201V200H105ZM126 201V202H128ZM152 201V200H151ZM171 201V200H170ZM1 202H4V201H1ZM0 202V203H1ZM6 202V201H5ZM51 204L54 203V202H51L49 201ZM56 202V201H55ZM74 202V203H75ZM95 202V201H94ZM102 202V200L100 201ZM98 203V208L97 209H100V204L101 203ZM125 202V203H126ZM143 202H139V203H143ZM150 202V201H149ZM148 202V203H149ZM161 202V201H160ZM165 202V201H163ZM176 202V201H175ZM58 203V202H56ZM65 203H69V202H65ZM72 203V202H71ZM80 203V205H81ZM108 203V202H107ZM130 203V202H129ZM134 203V201H133ZM137 203V202H136ZM50 204V205H51ZM83 204V203H82ZM85 204V203H84ZM155 204L154 201L152 203V205ZM172 204V203H170ZM229 204H232V203H229ZM254 204V203H253ZM13 205V204H12ZM20 205V204H19ZM23 205V207L25 206ZM46 205H49L46 204ZM56 205V204H54ZM63 205V203H62ZM71 205V204H70ZM87 205L88 207V204H85ZM95 205V204H94ZM106 207H107V204H105ZM131 207H132V204H130ZM136 205V204H134ZM133 205V206H134ZM157 205V203H156ZM160 205V209H158V211L160 210V212H162V207H161V204L159 203ZM158 205V206H159ZM163 205V204H162ZM166 205H169V204H166ZM178 205V204H177ZM201 205V204H200ZM25 206V207H26ZM60 206V205H59ZM65 206V205H64ZM104 206V205H103ZM127 206V205H126ZM140 206V205H139ZM148 206V205H147ZM146 206V208H147ZM150 206V205H149ZM233 206V205H232ZM237 206V205H236ZM7 207V206H6ZM5 206L4 207H1L0 206V264H63L64 262H66V260H63V259H58V257L56 258V253H59L61 250H62V247L64 245L60 244L62 242H60V240H62L63 237H60L59 236V227L60 226H63V228L65 227L66 223L69 221H71V218L69 219V215L71 214V212H69V214L67 215L68 212L65 211V216L67 215L68 217H65V220H62L60 219V215L58 214H54L50 217H47L44 218V220H40L39 221H35L34 222V228H30L29 227V224L32 222L33 218H31V222L30 223H26L25 220L23 221L22 219H19L20 215H21V208L19 207H16V206H10L9 208H6ZM46 207V206H45ZM51 207V206H50ZM62 207V206H61ZM66 207V206H65ZM82 207V206H80ZM85 207V209H89ZM90 207V206H89ZM95 207V206H94ZM94 207L93 209L90 208L91 210H93V212H97L94 210ZM97 207V206H96ZM142 207V206H141ZM151 207V206H150ZM154 207V205H153ZM172 207V206H171ZM192 207H201L199 205H196L194 203H192L191 205L187 206L185 208L184 211H179V210H173L171 211V213H169L173 218H175L176 220H183L182 218H187L189 216V211L192 210ZM205 207V206H204ZM230 207V206H229ZM25 208V209H27ZM37 208H42V209H37ZM49 208V207H48ZM56 208V207H55ZM67 208V207H66ZM69 208V207H68ZM74 208H77L76 206L74 207L73 206V209ZM79 208V206H78ZM143 208V207H142ZM145 208V207H144ZM159 208V207H158ZM235 208V207H234ZM233 208V209H234ZM29 209V210H30ZM57 209V208H56ZM65 209V208H64ZM81 209H84V208H81ZM108 209V208H107ZM139 209V208H137ZM157 209V207L155 208ZM228 209V208H227ZM28 210V211H29ZM46 210V209H45ZM66 210V209H65ZM101 210V209H100ZM109 210V209H108ZM146 210V209H145ZM203 210V209H202ZM224 210V209H223ZM222 210V211H223ZM24 212H26L24 209H23ZM31 211V210H30ZM43 211V210H42ZM48 211V209H47ZM61 211V209L59 210V212ZM103 211V209H102ZM151 211V210H150ZM164 211V210H163ZM170 211V210H169ZM23 212V213H24ZM52 212V211H51ZM50 212V213H51ZM73 212V211H72ZM140 212V211H139ZM146 213V211H144ZM31 213V212H30ZM36 213V212H34ZM40 213V212H39ZM37 213V214H39ZM49 213V212H48ZM98 213V212H97ZM96 213V215H97ZM158 213V212H157ZM210 213V212H209ZM153 214V213H152ZM152 214L151 216H148V214H144L145 216L147 215L148 217L147 218H144V221L145 223L149 224L151 221H152ZM226 214V213H225ZM46 215V213H45ZM49 215V214H48ZM156 215V214H155ZM211 215V214H210ZM31 216V215H30ZM34 215H32L33 217ZM44 216V215H43ZM154 216V215H153ZM25 217V216H24ZM37 217V216H35ZM41 217V216H40ZM71 217V215H70ZM79 218V216H77ZM121 217V216H120ZM144 217V216H143ZM21 218V217H20ZM39 218V217H38ZM43 218V217H42ZM77 218V219H78ZM67 219V221H66ZM130 219V218H129ZM133 219V218H132ZM30 220V218H29ZM108 220V219H107ZM141 220V219H140ZM227 220H229V218H227ZM28 221V220H27ZM187 221V220H186ZM186 221H183V222H186ZM231 223L233 224H236V221L232 218L231 220ZM66 222V223H64ZM64 223V224H63ZM62 224V225H61ZM69 224V223H68ZM79 224H81L80 222L79 223H76L74 222L72 224V227H71V230L67 233V234H71L73 232H79V233H86L88 232V229H87V226L83 225L84 228L81 229V226H79ZM83 224V223H82ZM81 224V225H82ZM188 224V223H187ZM145 225V224H144ZM177 225V224H176ZM180 225V224H179ZM184 225V224H182ZM32 226V225H30ZM32 226V227H33ZM176 227V226H175ZM184 228V226H183ZM186 228V226H185ZM67 229V228H66ZM189 229V228H188ZM193 229V228H192ZM18 230H20V232H18ZM190 230V229H189ZM39 232V233H42V234H46V235H49L50 236V239H49V236L47 237V239H49L47 241V239H44L42 238V236H39V237H36V236H33L31 234L33 233H36V232ZM37 232V233H38ZM62 232V230L60 231ZM124 232V231H123ZM133 233V232H132ZM185 233V232H183ZM193 233V232H192ZM26 234V236H25ZM64 234V233H63ZM127 234V233H126ZM187 234H190V233H187ZM192 235V234H191ZM29 237L33 240H35L36 242H30L27 240L26 237ZM152 236V235H151ZM165 236V235H164ZM187 236V235H186ZM193 236V235H192ZM110 237V236H109ZM147 237V236H146ZM155 237V236H154ZM118 238V237H117ZM148 238V237H147ZM262 238V237H261ZM151 239V238H150ZM127 240V239H126ZM145 240V239H144ZM147 240V239H146ZM121 241V240H120ZM141 242V241H140ZM122 243V242H121ZM125 243V241L123 242ZM148 243V242H147ZM81 244V243H80ZM113 244V243H112ZM142 244V243H141ZM107 245V244H106ZM109 245V244H108ZM114 245V244H113ZM112 245V246H113ZM116 245V244H115ZM146 245V244H145ZM154 245V244H153ZM129 246V245H128ZM117 247V246H116ZM130 247V246H129ZM149 247V246H148ZM152 247V246H151ZM82 248V247H81ZM106 248H108L106 246ZM111 248V247H110ZM113 248V247H112ZM131 248V247H130ZM139 248V247H138ZM105 250V247L103 248ZM114 249V248H113ZM112 249V250H113ZM124 249V248H123ZM151 249V248H150ZM120 250V249H119ZM108 251V250H107ZM123 251V250H122ZM120 251V252H122ZM125 251V250H124ZM106 252V251H105ZM119 252V251H118ZM107 253V252H106ZM112 254V251L110 252ZM150 253V252H149ZM148 253V255H149ZM102 254V253H101ZM119 254V253H118ZM123 254V253H122ZM125 254V253H124ZM127 254V253H126ZM145 254V253H144ZM154 254V252H153ZM107 255V254H106ZM115 255V254H114ZM137 255V254H136ZM147 255V256H148ZM103 256V254L101 255ZM113 256V255H112ZM123 256V255H122ZM128 256V255H126ZM262 256V255H261ZM104 257V256H103ZM125 257V256H124ZM123 257V258H124ZM260 257V256H259ZM258 257V259H259ZM101 258V257H100ZM115 258V257H114ZM135 258V257H134ZM153 258L154 255H153ZM234 258V256H233ZM103 259V258H102ZM121 259V258H120ZM156 259V258H155ZM142 260V259H141ZM150 260V259H149ZM154 260V259H153ZM158 260V257L157 259ZM264 260V259H263ZM96 261V260H95ZM99 261H101L99 259ZM113 261V259L111 260ZM120 261V260H119ZM152 261V259H151ZM259 260H257L258 262ZM98 262V260H97ZM96 262V263H97ZM110 262V261H109ZM147 262V261H146ZM70 263V262H69ZM67 263V264H69ZM103 263V261H102ZM261 263V262H260ZM85 264V263H84ZM87 264V263H86ZM99 264V263H98ZM144 264V263H143ZM154 264V263H153ZM162 264V263H161ZM163 264H167L166 262L163 263ZM169 264V263H168Z\"/></svg>", "mask_w": 264, "mask_h": 264}, {"label": "snow or ice", "instance_id": "obj_3", "mask_svg": "<svg viewBox=\"0 0 264 264\" xmlns=\"http://www.w3.org/2000/svg\"><path fill=\"white\" fill-rule=\"evenodd\" d=\"M24 45L23 37H18L14 35H10L8 40L5 41L2 37H0V55H15L16 51L19 50ZM5 47L7 48V52L4 51ZM23 63V61L18 60L16 64H12L9 67H16L17 64ZM4 69L0 68V72H3ZM90 78L80 77L76 80L66 81L68 88L66 92L71 93L74 89H79L80 93H84L88 90H94V84L89 82ZM132 87L131 84L127 86L123 91L119 94L115 95L112 99H110L107 103L104 104L103 108L95 115L92 120L93 124L103 121L106 118V114L110 115L109 110L124 96V94ZM49 100V97L46 94H38L37 98L33 100L30 115H36L38 112L42 115L43 119H51L54 123H67L68 120L64 118V113H62L55 105H50L48 109H38L37 105L46 104ZM86 104L84 107L79 108V111H74L72 114V119H76L78 116L83 114L84 108H86ZM76 132L85 133L89 131V128H79L74 129Z\"/></svg>", "mask_w": 264, "mask_h": 264}, {"label": "water", "instance_id": "obj_4", "mask_svg": "<svg viewBox=\"0 0 264 264\" xmlns=\"http://www.w3.org/2000/svg\"><path fill=\"white\" fill-rule=\"evenodd\" d=\"M135 61H136V59H135ZM135 61H134V63H133V66H134V64H135ZM128 67H130L129 64H128Z\"/></svg>", "mask_w": 264, "mask_h": 264}]
</instances>
